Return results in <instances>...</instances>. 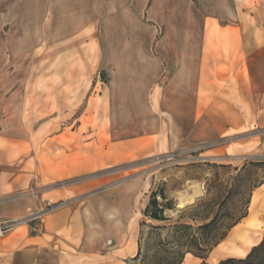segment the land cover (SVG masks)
I'll return each instance as SVG.
<instances>
[{
	"label": "crops",
	"instance_id": "0c3cea01",
	"mask_svg": "<svg viewBox=\"0 0 264 264\" xmlns=\"http://www.w3.org/2000/svg\"><path fill=\"white\" fill-rule=\"evenodd\" d=\"M205 8L210 21L199 22L193 0H0V219L38 210L49 190L27 192L54 178L22 163L23 96L37 75L29 64L48 48L79 53L91 24L103 25L101 96L119 159L233 136L227 156L264 157V0L236 9L207 0ZM141 187L91 180L60 190L65 205L0 237V264H127L137 253ZM243 221L264 229V181Z\"/></svg>",
	"mask_w": 264,
	"mask_h": 264
},
{
	"label": "rangeland",
	"instance_id": "374dc122",
	"mask_svg": "<svg viewBox=\"0 0 264 264\" xmlns=\"http://www.w3.org/2000/svg\"><path fill=\"white\" fill-rule=\"evenodd\" d=\"M193 1L198 9V21H210L205 13L207 0ZM224 1L236 9L239 4L252 8L254 0ZM143 21L149 22L146 17ZM84 34L86 42H81L79 53L75 51L69 55L61 46L53 50L48 48L40 53L35 62L29 64L37 75L30 80L31 92L23 96L25 106L22 114L27 125L20 132L26 138L21 149L22 163H36L44 169L48 168L54 176L49 184L37 188L38 193L49 190V195L45 197L58 202L64 201L55 197L60 190L78 183L133 180L142 186L135 209L144 208L155 193L158 203L166 204L163 216L171 220L183 216L180 222L194 227L216 211L222 218L221 224L246 216L253 191L264 181V157L252 159L227 156L225 147L235 140L234 136L164 154L119 159L123 154L110 141L107 108L101 96L108 76L103 59V25L91 24ZM117 34L120 36L119 32ZM5 68L9 71L19 70L13 68L12 64H7ZM10 82L12 80H7L8 85ZM5 131L13 134L15 128L6 127ZM209 201L212 210L206 211L204 207L192 209L200 202ZM136 213L138 217L133 235L137 242V253L140 241L141 253L137 258L136 253L127 264H145L144 252L151 227L164 225L158 237L165 239L172 224L144 217L139 210ZM142 220L145 223L141 225ZM243 220L241 218L204 258L186 253L181 264H200L203 261L217 264L226 257L246 256L251 247L260 242L264 229L253 232L244 226ZM242 229L255 237L242 238ZM222 231L220 228L217 233ZM156 238L155 234L150 238L148 255H153L155 251L153 244ZM233 238V243L227 244ZM239 248H244V253H239Z\"/></svg>",
	"mask_w": 264,
	"mask_h": 264
},
{
	"label": "trees",
	"instance_id": "16d2710c",
	"mask_svg": "<svg viewBox=\"0 0 264 264\" xmlns=\"http://www.w3.org/2000/svg\"><path fill=\"white\" fill-rule=\"evenodd\" d=\"M159 195L161 198H164L162 194L159 193ZM155 196V193H153L143 210V216L155 221L171 222L172 224L170 225V232H168L165 239L158 237L159 230L164 228V225H154L151 227L147 235V249L144 252L145 264H181L186 253L204 258V255L216 246L226 236L227 232L240 222L241 218L245 217V215H242L237 219H231L226 224H221L222 218L218 214V211H216L210 218H204L202 224L194 227L190 224L181 223L180 221L183 216H179L175 220L163 216L166 204H159ZM201 207H204L206 211L207 209H213L210 201L200 202L192 209L196 210ZM144 223V220L140 222L141 225ZM220 228L223 231L217 233ZM154 234L157 236V240L153 244L155 251L153 255H148L151 248L149 241ZM140 247V241L138 240V253L136 258L141 253ZM200 264L207 263L203 261ZM217 264H264V233L260 242L252 246L246 256L241 258L226 257L219 260Z\"/></svg>",
	"mask_w": 264,
	"mask_h": 264
},
{
	"label": "built area",
	"instance_id": "2783aa9c",
	"mask_svg": "<svg viewBox=\"0 0 264 264\" xmlns=\"http://www.w3.org/2000/svg\"><path fill=\"white\" fill-rule=\"evenodd\" d=\"M226 139V140H231ZM225 140V141H226ZM213 145V144H212ZM64 183L61 184L63 186ZM30 195H36L38 193L37 189H30L28 192ZM66 201H58L54 202L52 200H47L44 202L38 210L31 212L29 215L19 218V219H0V237L7 234L8 232L12 231L16 226L19 224H25L33 222L41 217V215L45 212L60 208L61 206L65 205ZM110 243V242H109Z\"/></svg>",
	"mask_w": 264,
	"mask_h": 264
},
{
	"label": "bare ground",
	"instance_id": "6f19581e",
	"mask_svg": "<svg viewBox=\"0 0 264 264\" xmlns=\"http://www.w3.org/2000/svg\"><path fill=\"white\" fill-rule=\"evenodd\" d=\"M256 198H257V196H256V195H255V196L252 198V205H251V208H253V202H255V201H256ZM249 205H250V204H249ZM232 237H234V235H233V236H231V238H232ZM233 240H234V238H233V239H231V241H229L227 244H229V245H230V244H232V243H233V242H232ZM229 245H228V246H229ZM244 251H245V249H244V248H239V250H238V252H239V253H244Z\"/></svg>",
	"mask_w": 264,
	"mask_h": 264
}]
</instances>
